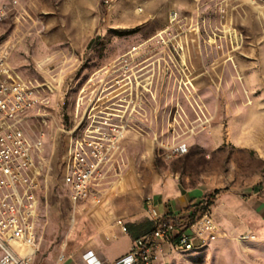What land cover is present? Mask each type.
<instances>
[{
	"label": "rangeland",
	"instance_id": "obj_1",
	"mask_svg": "<svg viewBox=\"0 0 264 264\" xmlns=\"http://www.w3.org/2000/svg\"><path fill=\"white\" fill-rule=\"evenodd\" d=\"M0 10L12 66L53 87L24 120L43 142L33 264L87 249L113 212L140 216L151 232L147 200L168 181L209 189L211 208L222 193L245 197L263 184L264 0H0ZM106 90L130 101V127L102 185L74 205L62 184L70 120L78 100L81 116ZM219 231L156 264H264V230Z\"/></svg>",
	"mask_w": 264,
	"mask_h": 264
},
{
	"label": "built area",
	"instance_id": "obj_2",
	"mask_svg": "<svg viewBox=\"0 0 264 264\" xmlns=\"http://www.w3.org/2000/svg\"><path fill=\"white\" fill-rule=\"evenodd\" d=\"M4 16V10H0V22ZM10 58V51L0 43V264H33L39 250L43 142L27 133L24 120L30 110L48 106L53 87L47 80L23 77ZM106 92L102 98L90 99L81 116L78 100L74 120H70L74 127L68 133L62 184L74 205L88 200L94 188L102 185L103 171L111 161L120 159L119 144L130 127L123 122L130 101ZM179 151L186 152V146ZM147 205L153 231L135 240L130 251L114 264H156L168 255L203 249L220 236L210 206L191 221L195 208L187 216L162 215L151 198ZM120 225L126 233V226ZM17 248L30 252L22 256ZM84 258L88 264H103L90 251ZM65 262V255H61L58 264Z\"/></svg>",
	"mask_w": 264,
	"mask_h": 264
},
{
	"label": "crops",
	"instance_id": "obj_3",
	"mask_svg": "<svg viewBox=\"0 0 264 264\" xmlns=\"http://www.w3.org/2000/svg\"><path fill=\"white\" fill-rule=\"evenodd\" d=\"M166 186L152 199L153 207L162 215L187 216L193 208L203 206L204 198L209 194V189H187L170 181ZM211 209L215 223L226 235L236 236L264 230V181L245 197L232 192L222 193ZM104 218L109 223L101 228L91 245L83 251H76L64 264H88L84 256L89 251L101 263L114 264L118 258L130 251L135 240L153 231L147 233L148 227L141 223L140 216L134 218L128 214L118 215L113 212ZM129 221L134 225H129ZM120 222L126 226V233L123 232Z\"/></svg>",
	"mask_w": 264,
	"mask_h": 264
},
{
	"label": "trees",
	"instance_id": "obj_4",
	"mask_svg": "<svg viewBox=\"0 0 264 264\" xmlns=\"http://www.w3.org/2000/svg\"><path fill=\"white\" fill-rule=\"evenodd\" d=\"M212 203H213V197H210V198L208 199V202H207L206 206L196 207L195 210H194V212H193L192 215H191V219H190V220H191V221L194 220V218H195L198 214H200V213H202L203 211H205V210L207 209V207H209Z\"/></svg>",
	"mask_w": 264,
	"mask_h": 264
},
{
	"label": "bare ground",
	"instance_id": "obj_5",
	"mask_svg": "<svg viewBox=\"0 0 264 264\" xmlns=\"http://www.w3.org/2000/svg\"><path fill=\"white\" fill-rule=\"evenodd\" d=\"M18 249V248H17ZM18 251H19V253L22 255V256H25V255H27L29 252H30V250H28V249H24V250H22V249H18Z\"/></svg>",
	"mask_w": 264,
	"mask_h": 264
}]
</instances>
